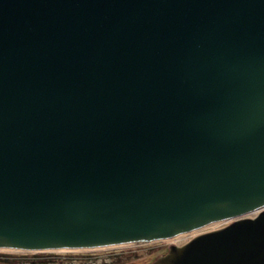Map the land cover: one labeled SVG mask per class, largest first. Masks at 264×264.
<instances>
[{
	"label": "water",
	"instance_id": "obj_1",
	"mask_svg": "<svg viewBox=\"0 0 264 264\" xmlns=\"http://www.w3.org/2000/svg\"><path fill=\"white\" fill-rule=\"evenodd\" d=\"M264 264V0H0V250L171 240Z\"/></svg>",
	"mask_w": 264,
	"mask_h": 264
},
{
	"label": "rangeland",
	"instance_id": "obj_2",
	"mask_svg": "<svg viewBox=\"0 0 264 264\" xmlns=\"http://www.w3.org/2000/svg\"><path fill=\"white\" fill-rule=\"evenodd\" d=\"M228 224L229 222L214 223L182 237L178 236L175 239L157 241L140 246L118 247L92 252L59 253H34L2 250L0 251V257H9L12 258V260L14 259L23 262L35 257H40L41 260L54 261L50 264H113L112 261L114 260H120L119 264H151L157 257L165 254L170 245L194 238L202 233L222 228Z\"/></svg>",
	"mask_w": 264,
	"mask_h": 264
},
{
	"label": "trees",
	"instance_id": "obj_3",
	"mask_svg": "<svg viewBox=\"0 0 264 264\" xmlns=\"http://www.w3.org/2000/svg\"><path fill=\"white\" fill-rule=\"evenodd\" d=\"M35 258L23 262V261H18L14 259L12 260V258H9V257H3L0 259V263H3V264H50L54 262V261H49V260H41L40 257L39 258L35 257ZM119 261L114 260L112 261V263L119 264L120 263Z\"/></svg>",
	"mask_w": 264,
	"mask_h": 264
},
{
	"label": "built area",
	"instance_id": "obj_4",
	"mask_svg": "<svg viewBox=\"0 0 264 264\" xmlns=\"http://www.w3.org/2000/svg\"><path fill=\"white\" fill-rule=\"evenodd\" d=\"M187 235V234H184ZM184 235H181L179 237H182ZM1 251V250H0ZM92 251H97V250H90V251H50V252H34V253H59V252H92ZM22 252V251H21ZM2 257H0L1 259Z\"/></svg>",
	"mask_w": 264,
	"mask_h": 264
},
{
	"label": "bare ground",
	"instance_id": "obj_5",
	"mask_svg": "<svg viewBox=\"0 0 264 264\" xmlns=\"http://www.w3.org/2000/svg\"><path fill=\"white\" fill-rule=\"evenodd\" d=\"M175 239V238H174ZM2 251V250H1Z\"/></svg>",
	"mask_w": 264,
	"mask_h": 264
}]
</instances>
